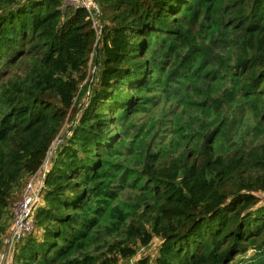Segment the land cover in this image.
Segmentation results:
<instances>
[{"label": "trees", "instance_id": "trees-1", "mask_svg": "<svg viewBox=\"0 0 264 264\" xmlns=\"http://www.w3.org/2000/svg\"><path fill=\"white\" fill-rule=\"evenodd\" d=\"M95 2L0 0V252L46 170L14 264H264V0Z\"/></svg>", "mask_w": 264, "mask_h": 264}, {"label": "built area", "instance_id": "built-area-1", "mask_svg": "<svg viewBox=\"0 0 264 264\" xmlns=\"http://www.w3.org/2000/svg\"><path fill=\"white\" fill-rule=\"evenodd\" d=\"M68 2L76 5L81 3L90 12V17H92L95 26L98 25L99 20L97 16L100 13V8L95 0H68ZM45 172L46 170H40L30 178L22 199L15 207L12 229L9 236L10 242L7 251L2 255V264H14L13 248L15 242L22 240L34 228V214L41 203Z\"/></svg>", "mask_w": 264, "mask_h": 264}, {"label": "rangeland", "instance_id": "rangeland-1", "mask_svg": "<svg viewBox=\"0 0 264 264\" xmlns=\"http://www.w3.org/2000/svg\"><path fill=\"white\" fill-rule=\"evenodd\" d=\"M67 130H68V124H67V126L64 128V130H63V132H62V135H61V139L63 138V137H65L66 135H67ZM61 139H59V140H57L56 142H55V145H54V148H55V146H56V144L58 143V142H60L61 141ZM53 153H54V150L51 152V156L53 155ZM51 159V158H50ZM10 236V235H9ZM9 238V237H8ZM7 238V239H8ZM10 242V241H9ZM159 245V242H158V238H156L155 240H154V242H153V244L151 245V247H149V248H143V250L140 252V254H139V256H142V255H148V254H152L153 256L156 254V251H155V249H156V247ZM8 249V248H7ZM0 256H2V255H0ZM126 262H121V264H125Z\"/></svg>", "mask_w": 264, "mask_h": 264}, {"label": "water", "instance_id": "water-1", "mask_svg": "<svg viewBox=\"0 0 264 264\" xmlns=\"http://www.w3.org/2000/svg\"><path fill=\"white\" fill-rule=\"evenodd\" d=\"M54 145H55V143L53 144V146H52L51 149H50L49 156H48V159H47V164H48L49 161H50V158H51V152L54 150ZM9 241H10V237L7 239V241H6V243H5V246H4L3 250H2V253H3V254L7 251ZM0 264H2V262H0Z\"/></svg>", "mask_w": 264, "mask_h": 264}, {"label": "crops", "instance_id": "crops-1", "mask_svg": "<svg viewBox=\"0 0 264 264\" xmlns=\"http://www.w3.org/2000/svg\"><path fill=\"white\" fill-rule=\"evenodd\" d=\"M6 243V242H5ZM5 246V245H4ZM4 248V247H3ZM0 255H3L2 251L0 252ZM0 262H2V256H0Z\"/></svg>", "mask_w": 264, "mask_h": 264}]
</instances>
